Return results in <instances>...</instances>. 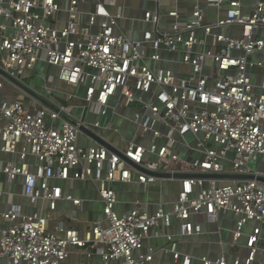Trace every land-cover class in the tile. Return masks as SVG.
Segmentation results:
<instances>
[{
  "label": "built area",
  "instance_id": "2783aa9c",
  "mask_svg": "<svg viewBox=\"0 0 264 264\" xmlns=\"http://www.w3.org/2000/svg\"><path fill=\"white\" fill-rule=\"evenodd\" d=\"M245 2L0 0V198L27 199L0 208V264H264V0ZM42 62L44 93L26 82ZM79 181L102 204L81 228L59 207L87 211Z\"/></svg>",
  "mask_w": 264,
  "mask_h": 264
},
{
  "label": "crops",
  "instance_id": "0c3cea01",
  "mask_svg": "<svg viewBox=\"0 0 264 264\" xmlns=\"http://www.w3.org/2000/svg\"><path fill=\"white\" fill-rule=\"evenodd\" d=\"M179 1L180 7L183 8H190L192 6V4L195 2V0H166V4L165 7L169 8L172 7L174 5H176ZM245 4L247 6H250V8H253L255 5V0H246ZM139 11L138 14H136L135 11ZM127 15L129 16V19L124 21V31L127 33L130 31L131 28L134 29H139L141 28V23L139 21L138 18L141 17L142 15V3L139 1H134L130 3V7L127 10ZM217 14V12H214L212 17H215V15ZM221 14H223V12H221ZM135 36H137V34H134ZM44 64L43 63H39L37 66V69L32 73L34 74L37 71V79L33 81V83L31 84L38 92L44 93L45 91V83H49L48 80V75L45 74H41L39 71V68L42 67ZM47 80V81H46ZM58 83H55V85H57ZM58 88V86H57ZM59 93V91H58ZM58 95V94H57ZM61 95V94H59ZM63 98H65V93H63ZM59 98V96H58ZM60 100L62 98H59ZM66 105V104H65ZM79 109H75V112H79ZM5 160L0 161V166L4 165L6 160H7V155L4 156ZM3 181V180H2ZM1 182V180H0ZM78 184V185H76ZM75 184V195L76 196H81L84 197L86 199H88L87 202V211L83 212L81 210H79L77 207L73 206L70 203H66V202H61L60 203V210L63 212L64 216L67 218H71V225L74 227H78L81 228L85 225V221L87 219V216H99V211L102 209V204L101 202L98 201L99 197H98V193L97 190L95 189V187L93 186V184H91V182H83V181H79ZM4 186V185H3ZM154 189L156 188V186H153ZM174 188H169L168 186H166V188L164 189V192H168V194L166 195H162L160 196L156 190H154L152 192V195L150 196V198L154 201H159V200H173L174 198H176V195L173 194L171 195L170 192H173L174 190H178V187L175 186V184L173 185ZM4 188L8 191V192H17L16 196H10V195H5L3 197L0 198V208L4 205V202L8 201L11 202L13 200H17L18 202H21L22 204H27V199L23 196L22 194V185L21 184H17V185H7L4 186ZM158 189V187L156 188ZM119 192H120V196L123 199L126 200H133V199H143L146 200L148 199V195L145 192V189L143 187H136V186H131V185H122L119 187ZM130 206V204L124 205L125 209H128V207ZM216 229V226H212V225H205V230L207 231H213ZM208 233V232H207ZM208 238L210 239H215V238H219V236H215L214 234L210 233L207 234ZM225 238H228V236H230L228 233H224ZM164 239H154L152 240L153 243H155L156 245H163L165 242ZM212 249L215 251H212ZM220 251V247L213 245L211 248L208 244H205L204 246H202V250L199 251L200 254H209L210 256H214L216 254V252ZM198 253V251H195V254ZM159 264H173L171 261H157Z\"/></svg>",
  "mask_w": 264,
  "mask_h": 264
},
{
  "label": "rangeland",
  "instance_id": "374dc122",
  "mask_svg": "<svg viewBox=\"0 0 264 264\" xmlns=\"http://www.w3.org/2000/svg\"><path fill=\"white\" fill-rule=\"evenodd\" d=\"M135 12H136V14L139 13V11H137V10H136ZM0 61H1V58H0ZM42 63H43L44 65H43L42 67L39 68V71H40L41 74L48 75L49 77H50V76H53V75H57L58 71H57V69H56L54 66L48 65V64H46V63H44V62H42ZM37 75H38V74H37V71H36L34 74H32L31 76H29V77L26 79V82H27L30 86H32L31 84L33 83L34 80L37 79V77H38ZM57 86H58L57 89H58V91H59V93L57 92V94H58L59 98H62L60 101H61L63 104L68 105V104H71L72 102H74V101H69L67 98H63V96H62L63 93H73V92H75V87H74V86L69 85V84H67L66 82L61 81V80L58 82ZM59 94H61V95H59ZM20 100L24 102V96L21 97ZM28 160L31 161V158L29 157ZM76 185H78V184H76ZM75 190H76V188H73V189H72L73 194H76V193H75Z\"/></svg>",
  "mask_w": 264,
  "mask_h": 264
},
{
  "label": "water",
  "instance_id": "95a60500",
  "mask_svg": "<svg viewBox=\"0 0 264 264\" xmlns=\"http://www.w3.org/2000/svg\"><path fill=\"white\" fill-rule=\"evenodd\" d=\"M16 84H18L25 92H27L28 94L34 96L35 98H37L38 100L47 103V101L40 95L38 94L36 91L32 90L31 88L27 87L26 85H24L22 82L18 81V80H14ZM82 129L87 132L89 135H91L92 137L98 139L101 143H104V141H102L101 139H99L93 132H91L90 130H88L85 127H82ZM110 147V146H109ZM111 149H113L112 147H110Z\"/></svg>",
  "mask_w": 264,
  "mask_h": 264
}]
</instances>
